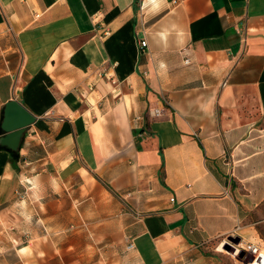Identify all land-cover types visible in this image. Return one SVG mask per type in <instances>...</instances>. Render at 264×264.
Masks as SVG:
<instances>
[{
  "label": "crops",
  "instance_id": "0c3cea01",
  "mask_svg": "<svg viewBox=\"0 0 264 264\" xmlns=\"http://www.w3.org/2000/svg\"><path fill=\"white\" fill-rule=\"evenodd\" d=\"M13 98L36 121L0 144V264L262 246L264 0H0V123Z\"/></svg>",
  "mask_w": 264,
  "mask_h": 264
},
{
  "label": "water",
  "instance_id": "95a60500",
  "mask_svg": "<svg viewBox=\"0 0 264 264\" xmlns=\"http://www.w3.org/2000/svg\"><path fill=\"white\" fill-rule=\"evenodd\" d=\"M2 113L0 129L3 137L0 139V144L7 146L11 151H17L24 133L28 126L36 121V117L15 98L4 105ZM233 240L239 242L238 238Z\"/></svg>",
  "mask_w": 264,
  "mask_h": 264
},
{
  "label": "rangeland",
  "instance_id": "374dc122",
  "mask_svg": "<svg viewBox=\"0 0 264 264\" xmlns=\"http://www.w3.org/2000/svg\"><path fill=\"white\" fill-rule=\"evenodd\" d=\"M144 41L145 40L140 41V43ZM250 222L255 223L254 227H256L257 235H258L257 240L259 242H262V246L264 248V201L262 202V204L259 206L258 209L251 211ZM233 238H237V237L230 236L227 240L224 241L222 245L219 246L220 264H248L251 258L248 257L244 258L241 256V253H237L235 251L232 245L236 244L235 245L236 247L238 246L239 242L237 243L236 240H233Z\"/></svg>",
  "mask_w": 264,
  "mask_h": 264
},
{
  "label": "built area",
  "instance_id": "2783aa9c",
  "mask_svg": "<svg viewBox=\"0 0 264 264\" xmlns=\"http://www.w3.org/2000/svg\"><path fill=\"white\" fill-rule=\"evenodd\" d=\"M140 45L143 48L146 46V42H141ZM157 113L158 111H155V114ZM170 200L173 201L174 199L171 198ZM235 245L236 244L232 245V247L237 253H241V256L244 258H251L248 264H264V248L259 243L248 240H240L238 246L235 247ZM129 246L132 247L131 245Z\"/></svg>",
  "mask_w": 264,
  "mask_h": 264
},
{
  "label": "trees",
  "instance_id": "16d2710c",
  "mask_svg": "<svg viewBox=\"0 0 264 264\" xmlns=\"http://www.w3.org/2000/svg\"><path fill=\"white\" fill-rule=\"evenodd\" d=\"M17 156H18V154L16 152H13V161H14V159L17 158Z\"/></svg>",
  "mask_w": 264,
  "mask_h": 264
}]
</instances>
